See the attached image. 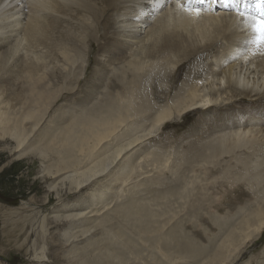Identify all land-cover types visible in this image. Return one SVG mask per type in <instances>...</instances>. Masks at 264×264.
Segmentation results:
<instances>
[{
    "label": "bare ground",
    "instance_id": "obj_1",
    "mask_svg": "<svg viewBox=\"0 0 264 264\" xmlns=\"http://www.w3.org/2000/svg\"><path fill=\"white\" fill-rule=\"evenodd\" d=\"M258 1L260 0H244L237 10V6L233 5L224 7V1H216L214 5L210 0H192L193 9H199L201 13L196 15L195 12L189 13L181 7H186L188 0H0V137H9L15 141L17 151L21 154L34 151L33 153L43 158L44 171L57 180L50 185V189L54 190L57 183L67 186L72 192L88 187L94 196L97 189L95 187H99L98 183L101 188L107 184L109 178L116 184L121 182V179L127 178V181L132 166L156 153L153 149L147 150V153H144L143 149L140 150L142 141L158 131L160 126L184 114L196 113L214 106L224 108L238 101L242 114L237 115L234 120L230 117L231 129L211 138L210 142L216 144L213 145L212 151L219 149L227 150L228 153L247 146L254 139L256 142V139H264V51L256 50L255 45L251 43L255 33L245 27L247 19L259 18L258 13L251 12V9L256 8ZM243 6L246 9L245 17L239 15ZM74 25H77V28ZM82 25H102L101 35L111 37L105 45L100 44L101 51L97 60L105 69L113 63H122L120 75H123V89L126 88L127 93L128 89L142 91L144 87L150 86L154 91L162 92L160 100H166L169 97L167 94L177 87V73L173 79L174 72L167 70L169 61L180 56L182 58V55L187 53L193 57L196 65L189 68L186 75L188 82L184 79L169 101L162 104L156 102L158 104H152L149 109L146 107L144 111L148 110L142 119L136 114L140 111H134L139 115V120L135 119L132 123L128 122L129 116L122 117L123 109L135 104L136 99L132 96L136 97V91L132 96L129 93L119 96L118 99L110 98L111 102L103 107L98 105L101 108L98 110L92 105L91 109L96 110L95 113L90 110L87 112L86 108L75 116V113L71 112L75 109L70 108L71 110H64L65 113L55 111L43 121L45 117L42 109L50 103V91L55 90L60 82L68 85V91L74 90V87L70 86L71 82L78 78L81 62L77 59L82 57L80 46L84 45L82 43L85 38L81 30ZM212 56H217V60H211ZM201 63L204 67L200 68ZM101 67L96 68L95 75L98 76V81L103 83V78L107 77L105 75L108 72H102ZM205 69L209 70V73H205ZM57 74L64 76V79L52 83L51 79H55ZM145 78L146 83L141 85ZM160 80L164 82L161 83ZM144 90L146 91V88ZM244 100L250 103L246 105L242 102ZM252 101L256 102L252 104ZM249 107L252 110H249ZM226 121L227 117L222 123L229 124ZM50 150L60 153L59 156L63 154L64 157L55 162L49 157ZM155 155L152 157L156 160L158 158ZM262 190V193L256 194L259 197H256L255 206L251 210L242 209L244 218L242 214L238 216L236 213L238 217L231 216L240 222L226 226L222 237L214 243L215 246L211 245L212 251L192 249L196 247L193 243H190V247H183L180 244L183 239L181 234L172 227L166 234L160 235V239L166 242L163 243L165 249L172 246L175 252L181 255L180 258L192 259L191 264H228L227 261L236 256L246 242L264 232ZM93 204L97 203L91 205ZM91 205L86 207V211L73 213L78 219L84 215L82 220L76 219L78 225L75 227L91 222L92 227L82 230L83 233H88L95 227L100 229L99 226L103 225L105 234L109 233L112 240L109 246L98 247L104 248V252L111 259L121 262L126 260V256L122 254L125 247L127 249L131 246L138 252L139 246L135 240L130 239L132 236L124 237L119 228L113 231L112 228L106 227L112 220L110 212L106 210L109 207H105L104 211V206L103 209L97 208V205L90 209ZM247 207L251 208L250 205ZM119 211L128 219L144 217L136 206L126 205ZM70 215L72 214L67 216ZM157 236L160 244L161 240L159 235ZM111 238L109 236V239ZM149 256L153 262V256ZM138 260L137 264H147L143 263L144 259Z\"/></svg>",
    "mask_w": 264,
    "mask_h": 264
},
{
    "label": "rangeland",
    "instance_id": "obj_2",
    "mask_svg": "<svg viewBox=\"0 0 264 264\" xmlns=\"http://www.w3.org/2000/svg\"><path fill=\"white\" fill-rule=\"evenodd\" d=\"M74 26L77 28V25ZM101 26L82 25L81 30L85 38L82 43L84 45L80 46L82 57L77 59L78 62H81L79 63L78 78L71 82L70 86L74 87V90L68 91L66 89L68 85L62 82L55 90H51L50 103L42 109L45 117L43 121L55 111V113H60V111L64 112L70 108L75 109V111H71L73 114L75 113V116L86 108L87 112L90 110L95 113L96 110L91 109L92 105L98 110L99 106L103 107L109 104L111 99H118L124 94L129 95V93L132 96L136 91V97L132 96L136 99H134L135 104H132L133 107L123 109L122 118L129 116L128 122L132 123L135 119L139 120L145 117V112L152 104L169 101L183 84L182 82L187 80L186 75L189 68L191 69V66L194 68L196 65L193 57L187 53L182 55V58L180 56L169 61L167 70L174 72V75L172 73L173 79L177 73L175 78L177 87L167 94L169 97L166 100H160L162 92L154 91L150 86L144 87L146 91L144 89L139 90L140 92L128 89L129 93H127L126 88L123 89V75H120L122 74L120 69L122 63H113V66L105 69L97 60V55L101 51L100 44L105 45L106 41L111 40L109 39L111 37L101 35ZM103 45L102 48H104ZM212 58L211 60H217V56H212ZM202 59L205 60V58ZM200 66H203L202 63ZM97 67L103 68L102 72L104 70L108 72L105 75L108 79L107 77L103 78L105 81L103 83L98 81V76L95 75ZM206 71L205 73H209V70ZM63 79L64 76L57 74L55 79H51V82ZM141 82V85H144L146 78ZM159 82L163 83L164 81L160 80ZM112 95L114 96L112 97ZM242 102H245L246 105L250 103L248 100ZM236 103L224 108L214 106V108L210 107L196 113L184 114V116L160 126L158 131H153L155 133L148 135L147 139L142 141L140 148L144 153L152 149L156 150L155 154L158 155H154L158 159L155 160L152 154L139 161V164L136 163V166H132V171L128 175L129 181H126L127 178L121 179V182L116 184L112 178H109L107 184L105 183L107 186L104 185L101 188V184L98 183L99 187H95L97 189L96 192L94 191L95 196L90 193L92 190L88 187L85 189L82 187L72 192L67 186L57 183L54 190L50 189V185L56 183L57 180L44 171L43 158L33 153L34 151L21 154L17 151L15 141L9 137H0V264H120V260L111 259L102 248L109 246V242L112 240L109 233L105 234L103 225H97L100 229L95 227L88 233H83L82 230L92 227L91 222L75 227L78 225H76L78 218H75L73 213L86 211V207L92 203L97 204L91 205L90 209L97 205V208L104 206L105 211L109 207L106 210L108 213L110 212L109 216L112 220L106 227L112 228L113 231L119 228L124 237L132 236L130 239L135 240L138 244L137 251L140 253L131 246H129L130 249H126V247L122 249V254L128 261L123 260V262L125 261L127 264H134V262L137 264L139 258L144 259L142 262L147 264H158V262L160 264L193 263L190 258H180L181 255L177 254L172 246L170 249H165L163 243L166 242L160 239V235L166 234L171 227L181 234L183 239L180 244L183 247L185 245L190 247L193 243L196 247L192 249L201 248L204 251H212L211 245L220 236L222 237L221 234L226 226L240 222L231 216L238 217L242 214L244 218L242 209L251 210L255 206L256 197H259L257 195L260 194L261 189L264 190V139H256L257 142L254 139L249 143L250 145L248 144L249 146L236 148L228 153L227 150L212 151L213 145L216 144L210 142L211 138L224 130L231 129L230 117L231 120H234L237 119V115L242 114L240 102L236 101ZM146 107L148 109L144 111ZM131 108L135 110L132 109V112ZM134 111H140L136 113L140 116L136 115ZM225 116L227 117L226 122H229L227 125L222 123L223 120H226ZM256 146L258 148L255 149ZM50 151H48L49 157L53 158L55 162L58 158L61 160L64 157L63 154L59 156L60 153ZM109 186L113 188L110 189ZM101 191H105L104 194H99ZM131 201L133 202L131 203ZM126 205L136 206V209L141 210L144 217L138 215L140 218L133 220V217L128 219L123 216L119 209ZM247 205H250L251 208L248 209ZM68 214L72 215L67 216ZM83 218L84 215H81L78 220ZM139 220L141 222H137ZM157 235L161 240L160 244ZM135 236L137 237L135 238ZM257 236L258 234L246 242L243 249L236 256L234 255L235 257L233 256L234 259L231 258L232 261L229 259L227 263L264 264V232ZM166 250H171L168 251L170 254ZM149 255L153 256V262ZM156 259L158 260L156 261ZM123 262L121 264H125Z\"/></svg>",
    "mask_w": 264,
    "mask_h": 264
},
{
    "label": "snow or ice",
    "instance_id": "obj_3",
    "mask_svg": "<svg viewBox=\"0 0 264 264\" xmlns=\"http://www.w3.org/2000/svg\"><path fill=\"white\" fill-rule=\"evenodd\" d=\"M231 3H235L236 0H229ZM261 8H260V17H251L245 21V27L251 29L254 31L255 35L251 39V43L255 45L257 51H264V0H260ZM181 7H184V10L192 13L195 12L196 15H200L199 9H193L192 7V0H188V4L185 7L184 5H181ZM239 15L241 17H245L246 13L240 12Z\"/></svg>",
    "mask_w": 264,
    "mask_h": 264
}]
</instances>
